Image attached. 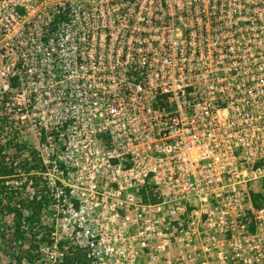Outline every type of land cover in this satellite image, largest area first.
I'll return each mask as SVG.
<instances>
[{"label": "built area", "instance_id": "built-area-1", "mask_svg": "<svg viewBox=\"0 0 264 264\" xmlns=\"http://www.w3.org/2000/svg\"><path fill=\"white\" fill-rule=\"evenodd\" d=\"M6 4L36 264H264V0Z\"/></svg>", "mask_w": 264, "mask_h": 264}, {"label": "rangeland", "instance_id": "rangeland-1", "mask_svg": "<svg viewBox=\"0 0 264 264\" xmlns=\"http://www.w3.org/2000/svg\"><path fill=\"white\" fill-rule=\"evenodd\" d=\"M10 1V0H7ZM19 4H14L16 10H20L22 5L31 6V10L37 7H44L53 3H61L65 0H14ZM21 4V5H20ZM7 8L6 0H0V10L2 14ZM5 38V39H4ZM6 37L0 35V145L3 146L4 163L7 166L4 178L0 177L3 182H0V264H8L9 261L14 263V255L17 253H28L31 249L37 248V241L40 234L39 225L27 224L26 232L19 238H16V228L14 227V212L13 207H21L22 212L29 210V202L31 201V192L25 170L23 168L24 162L33 164L32 156L27 154L28 150L33 145V134L28 130V120L24 119V124H20L17 120V103L16 99L9 98L15 95V91L6 92L3 85L6 82L9 71L13 67L14 58L11 55L4 56L6 50ZM13 50H15L13 48ZM6 94H5V93ZM14 101L16 103L15 112L8 110L7 102ZM11 106V104H10ZM18 145H23L24 149L21 151ZM35 169V168H34ZM33 177L32 175L28 176ZM36 245V246H33ZM33 250V251H34ZM32 251V252H33ZM28 257V256H27ZM21 264H36L33 258H22Z\"/></svg>", "mask_w": 264, "mask_h": 264}, {"label": "trees", "instance_id": "trees-1", "mask_svg": "<svg viewBox=\"0 0 264 264\" xmlns=\"http://www.w3.org/2000/svg\"><path fill=\"white\" fill-rule=\"evenodd\" d=\"M18 147H20L19 149L22 151L24 149L23 145H18ZM28 153L30 154V156H32V160L34 161L33 164L29 165L28 163L30 162H24L23 164V168L26 171H30L32 169H39L40 165L38 163V158L35 156V152L33 150V148L27 149ZM4 151H3V146L0 145V177H2V179L4 178L7 170V166L4 163ZM33 178V177H32ZM0 178V182L2 180ZM259 198H262V200H264V195H260V194H256L254 196V203L256 205L257 201ZM1 202V200H0ZM29 210H28V214L23 215L24 212H22L21 207H13V212H14V227L16 228V238L21 237L24 234V230H22V223L25 222L27 224H33L35 221L38 220V215L39 212L41 210V203L40 201L35 200V196L31 198V201L29 202ZM36 246V245H33ZM34 249H31V251H29L28 253H24V255H22L21 253H17L16 255H14V263L9 261L8 264H21L22 262V258H28V259H32L34 258L35 254L32 252ZM28 256V257H27ZM64 264H70L69 261H66Z\"/></svg>", "mask_w": 264, "mask_h": 264}]
</instances>
